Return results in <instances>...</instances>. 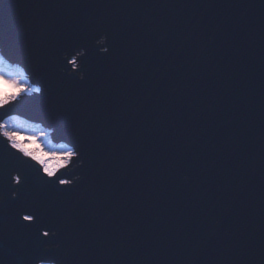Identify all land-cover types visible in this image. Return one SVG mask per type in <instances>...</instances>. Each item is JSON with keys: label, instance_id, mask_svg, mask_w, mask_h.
<instances>
[{"label": "water", "instance_id": "95a60500", "mask_svg": "<svg viewBox=\"0 0 264 264\" xmlns=\"http://www.w3.org/2000/svg\"><path fill=\"white\" fill-rule=\"evenodd\" d=\"M21 23L31 25L34 47L44 25L53 39L63 33L65 40L70 26L80 43L99 26L113 43L111 56L89 53L87 97L96 116L87 134V182L71 211L63 253L44 258L59 256L64 264L260 259L264 0H0V47L13 59H20ZM3 111L0 122L8 118ZM52 137L56 146H72ZM72 171L70 162L58 175ZM25 247L30 257L40 255L30 233H0V264L21 258Z\"/></svg>", "mask_w": 264, "mask_h": 264}, {"label": "snow or ice", "instance_id": "6c2138e0", "mask_svg": "<svg viewBox=\"0 0 264 264\" xmlns=\"http://www.w3.org/2000/svg\"><path fill=\"white\" fill-rule=\"evenodd\" d=\"M63 6L72 8V4ZM68 34L69 40H65L63 33L53 39L50 27L44 25L40 30L39 46L34 47L30 43L31 25L21 23L16 32L21 46L15 48L20 59H13L10 51L0 47V65L9 69L7 75L0 72V110H4L2 115L8 116L0 122V233L7 234L10 229L16 234L30 233L31 241L40 252L39 256L30 257L25 247L22 257L12 264H64L61 257L44 258V254L63 253L64 234L72 224L71 211L78 206L81 189L87 182L86 170L91 162L87 134L89 122L96 116L91 108L94 101L87 97L91 79L89 53L94 50L96 56H111L113 43L111 34L99 26L91 32L87 43H80V32L72 31L70 26ZM8 60L23 67L10 68ZM28 106L32 107L31 112L25 110ZM20 115L40 120L72 146L61 144L63 151L60 153L42 148L29 150L28 140L21 142L19 139L18 129L25 125ZM25 126L37 133L29 135L33 137L31 141L43 138L51 144L48 131L39 130V125ZM70 162L74 164V171L70 175H58ZM188 179L185 177L186 182ZM70 195L77 200L67 201ZM53 238L57 242L48 244ZM49 245H56V248L46 251ZM252 264H264V249L260 259Z\"/></svg>", "mask_w": 264, "mask_h": 264}, {"label": "trees", "instance_id": "16d2710c", "mask_svg": "<svg viewBox=\"0 0 264 264\" xmlns=\"http://www.w3.org/2000/svg\"><path fill=\"white\" fill-rule=\"evenodd\" d=\"M10 68H12L11 66H9ZM8 71H9V69L8 68H5L4 67V65H0V72H4L5 73V75H6V73L8 74ZM32 126H36V125H32ZM19 130V132H22V133H27V135H32V134H34V135H36L37 133L36 132H32V129H22L21 127L18 129ZM40 130V129H39ZM38 130V131H39ZM24 137H26V136H24ZM48 139L50 140V138L48 137ZM22 142H24L25 141V139L24 138H22V139H20ZM46 140L45 139H43V138H41V139H39V141H38V143H37V146L36 147H34L35 148V150L37 149V147H38V144L40 143V145L42 146V145H44V144H46L48 147H49V149H55V150H61V148H60V146H56V145H54L53 143H52V141H51V144L49 145L48 143H47V141L45 142ZM28 142V141H27ZM31 148V147H30ZM39 148V147H38ZM42 149L45 151V150H47L48 148H45V146L44 147H42ZM51 149V150H52ZM63 150V149H62Z\"/></svg>", "mask_w": 264, "mask_h": 264}, {"label": "rangeland", "instance_id": "374dc122", "mask_svg": "<svg viewBox=\"0 0 264 264\" xmlns=\"http://www.w3.org/2000/svg\"><path fill=\"white\" fill-rule=\"evenodd\" d=\"M6 75H7V73H6ZM33 86H38V85H33ZM7 87V86H6ZM11 93V89H9V94ZM20 118V117H19ZM8 119V118H7ZM21 120H23V118L21 117L20 118ZM47 131V130H46ZM32 135H34V134H32ZM24 136H29V135H27V133H22V132H20V139H22V138H24L25 139V137ZM50 140L52 141V139L50 138ZM38 141L39 140H37L36 142H33V141H31V140H29L27 143H26V146L29 148V150H35V148L34 147H36L37 146V143H38ZM46 142V141H45ZM53 142V141H52ZM45 146V148H48L47 150H45V151H47V152H51V151H56L57 153H60V152H62L63 150L61 149V150H55L54 148L51 150V149H49V147L46 145V144H44V145H40V143L38 144V147L39 148H42V147H44ZM31 147V148H30ZM37 147V148H38ZM70 164V163H69Z\"/></svg>", "mask_w": 264, "mask_h": 264}, {"label": "bare ground", "instance_id": "6f19581e", "mask_svg": "<svg viewBox=\"0 0 264 264\" xmlns=\"http://www.w3.org/2000/svg\"><path fill=\"white\" fill-rule=\"evenodd\" d=\"M9 66H11L12 68H15V67H18V66H14V65H10V64H8ZM30 82H31V78H30ZM34 85H36V84H34ZM39 86V85H38ZM21 118V117H20ZM23 120L25 121V125H34V124H32V123H30L28 120H26V119H24L23 118ZM25 125H22V126H20L22 129H29V128H27ZM40 129V128H39ZM41 130V129H40ZM49 133H50V135H49V138H51L52 139V141H53V137H52V131L51 130H48V129H46Z\"/></svg>", "mask_w": 264, "mask_h": 264}, {"label": "clouds", "instance_id": "9594fccd", "mask_svg": "<svg viewBox=\"0 0 264 264\" xmlns=\"http://www.w3.org/2000/svg\"><path fill=\"white\" fill-rule=\"evenodd\" d=\"M16 91H19V89H17ZM20 139V138H19ZM33 139V137L32 136H27V137H25V140H32ZM21 141V140H20ZM22 142V141H21Z\"/></svg>", "mask_w": 264, "mask_h": 264}]
</instances>
